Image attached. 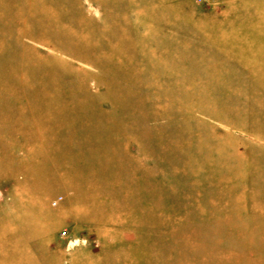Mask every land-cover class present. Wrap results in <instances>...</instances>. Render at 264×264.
I'll use <instances>...</instances> for the list:
<instances>
[{"label": "rangeland", "instance_id": "rangeland-1", "mask_svg": "<svg viewBox=\"0 0 264 264\" xmlns=\"http://www.w3.org/2000/svg\"><path fill=\"white\" fill-rule=\"evenodd\" d=\"M34 222L55 264H264V0H0V230Z\"/></svg>", "mask_w": 264, "mask_h": 264}, {"label": "crops", "instance_id": "crops-1", "mask_svg": "<svg viewBox=\"0 0 264 264\" xmlns=\"http://www.w3.org/2000/svg\"><path fill=\"white\" fill-rule=\"evenodd\" d=\"M3 217L2 220L5 222H18V220L22 222L25 219L23 215ZM33 220L39 225H41L40 221L49 225L53 218H50L48 214L38 213ZM35 222L33 229H23L22 223L16 224L19 227L16 226L17 228L14 229L12 223H6L7 228L0 230V264H16V262L19 264H55V260L53 262L52 259L57 252V246L54 245L57 231L54 229L48 231ZM16 254H19L18 258ZM61 262L60 259L56 263L61 264Z\"/></svg>", "mask_w": 264, "mask_h": 264}, {"label": "bare ground", "instance_id": "bare-ground-1", "mask_svg": "<svg viewBox=\"0 0 264 264\" xmlns=\"http://www.w3.org/2000/svg\"><path fill=\"white\" fill-rule=\"evenodd\" d=\"M59 199H61V197H59V198H57V199H55V200L57 201V200H59ZM67 236H68V235H67ZM79 242H80V239L78 240V239L70 238V239L68 240V244H69V246L76 245V244H78Z\"/></svg>", "mask_w": 264, "mask_h": 264}, {"label": "built area", "instance_id": "built-area-1", "mask_svg": "<svg viewBox=\"0 0 264 264\" xmlns=\"http://www.w3.org/2000/svg\"><path fill=\"white\" fill-rule=\"evenodd\" d=\"M63 234H66V231H63Z\"/></svg>", "mask_w": 264, "mask_h": 264}]
</instances>
